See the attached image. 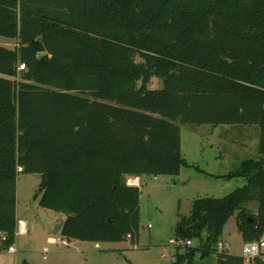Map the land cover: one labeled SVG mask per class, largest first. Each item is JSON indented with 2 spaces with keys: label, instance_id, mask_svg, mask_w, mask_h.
Returning a JSON list of instances; mask_svg holds the SVG:
<instances>
[{
  "label": "trees",
  "instance_id": "1",
  "mask_svg": "<svg viewBox=\"0 0 264 264\" xmlns=\"http://www.w3.org/2000/svg\"><path fill=\"white\" fill-rule=\"evenodd\" d=\"M0 36L18 40L0 45L2 247L16 239L19 172L42 175L64 238L137 243L141 188L126 176L194 166L181 123L255 125L259 155L225 174L196 166L246 182L195 198L178 237L206 233V256L234 214L244 241L264 236V0H0ZM195 253L186 244L173 264ZM217 264L246 259L222 250Z\"/></svg>",
  "mask_w": 264,
  "mask_h": 264
},
{
  "label": "rangeland",
  "instance_id": "2",
  "mask_svg": "<svg viewBox=\"0 0 264 264\" xmlns=\"http://www.w3.org/2000/svg\"><path fill=\"white\" fill-rule=\"evenodd\" d=\"M15 43V38L0 36L1 46L13 48ZM162 86L163 80L158 77L148 84L151 89ZM180 127L182 153L194 166L183 167L178 175L143 176L137 243L130 238L100 242L99 246L88 240L64 241L61 223L67 214L40 204L42 175L19 172L18 213L29 220V229L17 234L13 242L18 248L16 252L2 247L0 242V264H22L24 259L32 264H173L177 252L185 251L187 240L178 237L177 223L180 216L190 215L194 199L223 197L246 182L243 177L225 179L204 174L196 166L214 174H225L239 167L243 159L259 155V129L255 125L181 123ZM249 206L256 212V203ZM205 239L206 233L191 239L189 246L196 248L192 264H217V251H222L220 242L228 244L229 253L242 254L244 239L236 214L230 217L218 241L211 244L217 251L203 256Z\"/></svg>",
  "mask_w": 264,
  "mask_h": 264
},
{
  "label": "built area",
  "instance_id": "3",
  "mask_svg": "<svg viewBox=\"0 0 264 264\" xmlns=\"http://www.w3.org/2000/svg\"><path fill=\"white\" fill-rule=\"evenodd\" d=\"M25 67L24 63L19 65V69H24ZM26 232H28V224L25 221H20L16 226V236L19 233ZM1 238L5 239V235L1 234ZM172 242L178 244L176 240H172ZM186 244L191 245L192 241L187 240ZM220 246L222 247V250H228V244L225 245L223 242H220ZM9 251L16 252L17 249L14 245H12L9 247ZM45 251H47V248ZM241 255L246 259V264H256L258 259L264 263V236L258 240L244 241Z\"/></svg>",
  "mask_w": 264,
  "mask_h": 264
},
{
  "label": "crops",
  "instance_id": "4",
  "mask_svg": "<svg viewBox=\"0 0 264 264\" xmlns=\"http://www.w3.org/2000/svg\"><path fill=\"white\" fill-rule=\"evenodd\" d=\"M18 45V40H16V43H15V46ZM233 142V141H232ZM245 146V144H242ZM241 145V146H242ZM183 154V153H182ZM184 156V155H183ZM185 157V156H184ZM186 158V157H185ZM19 170H22V168L20 167ZM208 172V171H207ZM212 173V172H210ZM214 174V173H213ZM146 175V174H145ZM143 176L144 175H140V176H134V175H127L126 176V180H127V183L128 184H131V185H137L141 188V185H142V180H143ZM154 176V175H153ZM156 177V176H155ZM18 191V190H17ZM142 192V191H141ZM16 217H17V224L20 222V221H25L27 224H28V229H29V220L20 216L19 213H18V202H17V213H16ZM66 219V218H65ZM64 219V220H65ZM64 221L61 223V228H62V225H63ZM17 237V236H16ZM63 240L64 241H67L66 238L63 237ZM68 240H71V239H68ZM100 242L97 243V246H99ZM16 249L18 250L17 246H16ZM26 253H29V251L27 250H24Z\"/></svg>",
  "mask_w": 264,
  "mask_h": 264
}]
</instances>
